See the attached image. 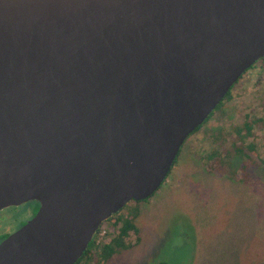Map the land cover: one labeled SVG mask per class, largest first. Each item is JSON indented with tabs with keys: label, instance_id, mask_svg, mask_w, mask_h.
I'll return each mask as SVG.
<instances>
[{
	"label": "water",
	"instance_id": "1",
	"mask_svg": "<svg viewBox=\"0 0 264 264\" xmlns=\"http://www.w3.org/2000/svg\"><path fill=\"white\" fill-rule=\"evenodd\" d=\"M264 57V0H0V264H74Z\"/></svg>",
	"mask_w": 264,
	"mask_h": 264
},
{
	"label": "rangeland",
	"instance_id": "2",
	"mask_svg": "<svg viewBox=\"0 0 264 264\" xmlns=\"http://www.w3.org/2000/svg\"><path fill=\"white\" fill-rule=\"evenodd\" d=\"M228 93L221 107L184 140L156 191L117 212L135 215L137 233L127 240V249L103 264H264V138L254 134L257 150L249 158L236 156L231 144L236 143L234 126L264 113V59L249 67ZM216 135L227 136L221 140ZM215 150L218 155L210 158ZM224 154L230 164L218 173L215 159ZM30 209L23 206L1 223L9 230L18 227Z\"/></svg>",
	"mask_w": 264,
	"mask_h": 264
},
{
	"label": "trees",
	"instance_id": "3",
	"mask_svg": "<svg viewBox=\"0 0 264 264\" xmlns=\"http://www.w3.org/2000/svg\"><path fill=\"white\" fill-rule=\"evenodd\" d=\"M261 59H264V57ZM228 98H229V93H227L224 96V98L220 101V103L215 107L213 111L219 109L222 105V102ZM213 111L209 114V116L205 119L204 122H206L209 119V117L213 114ZM240 125H241L240 127L234 126L235 128L232 130L233 131L232 133L236 136L235 142L238 143L237 146L236 143L231 142V144L233 145V150H234L233 152L238 157L243 153L244 155H246L247 158H249L248 155L251 156V153L256 154L255 150H257V147L255 149L254 146V141L256 138L254 134H257L258 136H262L264 138V113L259 117L256 116L252 118L247 117L246 121H242ZM200 126L201 125H199L192 133L198 130ZM254 129L256 130L255 133L253 132ZM218 135H216V137L221 138L222 140L224 135L223 136L221 135V137ZM225 136L224 138H226ZM215 154L218 155L217 150L212 151L208 155H210L209 157L211 158L212 155ZM228 158L229 157L226 156L225 154L221 158L220 156L216 157L215 162L219 167L215 170L218 173H222V170L226 166L225 165L226 162L230 164V161H227ZM262 161L263 160H260V162ZM254 162L255 160L250 161V163H254ZM211 168L208 167L209 170ZM134 217L135 215H131V216L126 215L122 217L116 213L110 218H108L105 221L106 223L105 227H103L104 235L102 236V238L99 240L98 243H96L97 236L102 228L100 227L97 229L94 237L88 243L86 249L83 251L79 259L74 264H103L113 254L119 252L120 250L127 249L129 247V243L127 242V240L129 239V237L135 236L137 233L136 227L133 222ZM158 264H166V263L160 262Z\"/></svg>",
	"mask_w": 264,
	"mask_h": 264
},
{
	"label": "flooded vegetation",
	"instance_id": "4",
	"mask_svg": "<svg viewBox=\"0 0 264 264\" xmlns=\"http://www.w3.org/2000/svg\"><path fill=\"white\" fill-rule=\"evenodd\" d=\"M23 206L31 207L30 215L18 227H14L13 229L9 230L8 229L9 228L8 225H5V224L1 223L3 220H6L7 218L10 217V216H8L9 213L16 212V210L22 208ZM37 209H38V204L36 202H34V201H27V202H23V203H21L19 205H16V206H9V207H5V208L0 209V242L2 240H4L7 236H9L12 233H14L16 230H18L27 221H29L34 216V214L36 213Z\"/></svg>",
	"mask_w": 264,
	"mask_h": 264
},
{
	"label": "built area",
	"instance_id": "5",
	"mask_svg": "<svg viewBox=\"0 0 264 264\" xmlns=\"http://www.w3.org/2000/svg\"><path fill=\"white\" fill-rule=\"evenodd\" d=\"M103 234H104L103 231H102L101 233L98 234L96 243L99 242V240L102 238Z\"/></svg>",
	"mask_w": 264,
	"mask_h": 264
}]
</instances>
